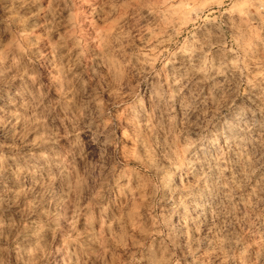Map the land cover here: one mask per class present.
<instances>
[{
	"label": "clouds",
	"instance_id": "1",
	"mask_svg": "<svg viewBox=\"0 0 264 264\" xmlns=\"http://www.w3.org/2000/svg\"><path fill=\"white\" fill-rule=\"evenodd\" d=\"M0 264H264V0H0Z\"/></svg>",
	"mask_w": 264,
	"mask_h": 264
}]
</instances>
